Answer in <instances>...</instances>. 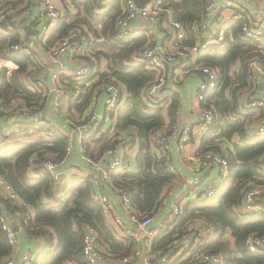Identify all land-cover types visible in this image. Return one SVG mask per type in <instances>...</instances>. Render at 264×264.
<instances>
[{
  "label": "trees",
  "instance_id": "trees-1",
  "mask_svg": "<svg viewBox=\"0 0 264 264\" xmlns=\"http://www.w3.org/2000/svg\"><path fill=\"white\" fill-rule=\"evenodd\" d=\"M24 1L26 0H0V5L2 8H17L24 4ZM102 1L72 0L74 6L83 12V18L69 24L63 19L59 28L50 36L46 47L50 49L73 27L80 25L88 26L96 38H108L103 44L96 42L94 45L98 57L106 61V70L97 77H100L104 84L116 81L125 87L127 99L118 113L113 134L105 133L99 139L88 135L87 154L94 161H98L110 149L123 146V141H127L132 135H129L131 131L136 132L139 152L135 159V171L128 169L125 162L111 175L104 190L113 193L117 191L119 195L124 192L129 194L139 216H154L166 197L167 186L177 179L176 174L169 172L165 161L159 159L152 151L151 136L163 129L165 118L162 109L146 105L142 92L155 80L156 75L143 63L136 62L133 57L135 51L146 45L147 38L140 36L120 39L116 33L115 22L121 14L120 0ZM95 6L109 10L99 16L95 13ZM164 7L171 10L174 20L184 26L187 34L186 44L194 45L195 24L201 22L204 17V1L167 0ZM97 23L103 27L95 29L94 25ZM242 23L243 20H238L226 26L225 48L214 47L199 58L200 64L217 68L219 71V89L202 104L203 107L212 106L216 114L214 127L203 137L199 153L221 151L230 162V176L219 189L217 197L184 205L183 214L176 223L156 237L151 250L153 253L162 251L164 256H169L171 263L168 264H197L196 258L203 254H221L227 264H264V255L250 254L246 247L249 237H264V216L245 220L235 211L249 187H264V169L261 166L264 163V139L250 138L247 128L250 117L241 115L237 103L238 92L248 85L250 62L257 58L264 64V40L260 44L242 40ZM16 43H19L17 31L10 37H0V54L19 67L10 77H7L6 72L3 75L0 103L10 106L15 101H22L28 106H39L42 97L29 91L21 79L32 66V62L18 53L9 51ZM239 61L242 66L237 73L234 67ZM89 81H94V78L86 83ZM63 83L72 93L70 108L72 119L77 121L74 112L84 114L89 109L95 96L96 85H78L72 79L63 80ZM170 96L172 106L169 116L173 127L177 118L179 95L173 91ZM263 117L264 113L261 112V118ZM50 131L51 138L46 142L0 151L1 175L20 199L37 212L34 217H29L27 211H23L22 218L26 238L41 240L44 243L43 252L36 259V264H86L82 254L86 226H91L99 234L109 257L120 261L134 259L136 252L142 250L141 245L131 238L122 241L117 238L102 208L92 198L93 183L89 177L72 174L57 181L49 174L40 173L38 179L29 175L31 159L35 154H38L35 165L47 160L48 154L58 155L57 161L64 159L66 155L68 137L54 128ZM121 133L127 135L123 141L117 139ZM234 135L239 136L240 141L234 143ZM224 144L232 148L222 151ZM124 150H127V146ZM34 167L39 173L38 167ZM101 189L103 190V187ZM14 208L16 207L10 201L0 198V213L3 209L12 211ZM195 221L214 226L216 236L209 243L197 247L195 253L186 260L181 261L179 257L174 261L182 248H185L180 244L183 243L184 237L191 238L192 233L187 232V229ZM228 233L234 241L233 244L227 239ZM177 240L179 242L174 250L169 251L168 246ZM10 254L11 247L0 231V263ZM185 254L187 255V251ZM132 264L140 263L137 260Z\"/></svg>",
  "mask_w": 264,
  "mask_h": 264
},
{
  "label": "built area",
  "instance_id": "built-area-1",
  "mask_svg": "<svg viewBox=\"0 0 264 264\" xmlns=\"http://www.w3.org/2000/svg\"><path fill=\"white\" fill-rule=\"evenodd\" d=\"M34 1H38L41 4L46 17V24L42 31L43 38L40 41L41 44H47L46 40L48 41L50 36L59 28L60 22L67 17V12L63 8H58L55 0ZM148 1L141 8L134 0H120L121 14L115 22L116 33L120 39H133L140 36L147 38L146 45L135 51L133 55L136 62L143 63L149 71L154 72L156 75L155 80L142 92L143 101L151 108L164 109L167 103L166 89L171 67L179 63L183 76L193 73L201 76V81L196 91V100L201 105L204 104L219 89V71L217 68L200 64L199 57L205 52H210L214 47L225 48V29L230 22L226 17H223V13L231 9L233 6L232 2L229 0L224 2L203 0L204 17L201 22L195 24L196 42L190 46L186 44L187 34L184 26L174 20L171 10H167L164 7L167 0ZM9 10L10 8H2L0 5V37H10L20 29L16 22L12 24ZM212 18L217 19L216 26L209 24ZM241 20H243L241 39L253 44L262 43L264 40V9L258 13L257 22L249 21L247 16L242 17ZM217 22H219L218 25ZM160 36L163 39L162 42L158 41L157 37ZM95 43L96 41L91 33L83 29L82 26H75L49 49V62L54 66V70L51 73L55 96L52 106L58 116L74 129L76 138L75 141L69 142L66 155L62 160L57 161L58 155L48 154V157L45 155L47 160L35 165L38 156V154H35L31 159L32 167L29 169V175L36 178L40 173L42 175L49 174L57 181H60L61 177H69L73 174V171L68 166L71 157L76 151V146H78L83 161L89 166L86 177H89L93 183V200L102 208L108 221L123 227V221L109 194L110 192L102 190L101 187L110 181V177L114 172L119 170L125 162L127 163L126 159L129 157L130 151L126 153L124 150L125 146L138 148V138L131 135L127 138V141H124L123 146L110 149L98 161H94L88 156L86 141L88 135L96 139L101 138L104 134L103 127L107 121L112 122L114 120V123H116L118 113L126 103L127 94L116 81L104 84L103 90L100 91L104 94V110L102 112L90 110L83 120L74 121L70 108L72 93L68 86L63 83V80L72 79L78 85L89 86L90 81L86 83L89 79L97 77L106 70L101 62L102 59L96 53ZM9 51L18 53L32 62V66L22 75L21 79L29 91L42 97V102L39 106H28L22 101H15L10 106H4L0 103V151L10 147L26 145L24 142L29 135L41 133L43 136L39 142L50 140L52 135L45 113V103L49 92L45 80L40 75L38 69L39 61L33 53V47L21 37L19 38V43L12 45ZM66 57L78 62L79 66L71 69L69 64L64 61ZM18 69V65L0 54V84L5 72L7 77H10ZM247 78L252 83L264 81V64L257 58L250 62ZM251 106L252 108L260 109L264 113V102L254 100L251 102ZM201 109L202 118L196 126H188L184 129L179 126L169 130L161 129L151 136L153 153L159 159L165 161L170 173L176 174V170L172 165L173 141L181 137L184 143L190 142L195 134L204 137L214 127L216 114L214 108L212 106H202ZM11 115L14 120L11 124L6 125L5 120ZM256 133L260 137L264 136V117L261 118ZM230 148L232 146L222 145V151ZM196 156L200 159V165L194 171L195 180L193 186L195 188L202 186L204 177L207 174H214V183L202 191L203 199H213L217 197L219 189L230 176V162L218 150L200 154L198 149ZM34 166L38 167L39 173ZM261 166L264 169V163ZM263 188L254 185L245 191L241 204L235 208L239 216L245 220L264 216V205H262ZM114 193L121 197L124 207L127 212L129 211V220L137 225L140 230L138 233L133 231L130 226H126L128 236L136 240L141 236L145 246V249L142 248V250L136 252L134 259H127L122 262L130 264L143 259V264L171 263L169 256H164L162 251L153 253L151 248L159 233L174 225L182 216L183 206L181 203H175L171 207V214L167 217L165 223L160 228H155L156 215L139 216L129 194L124 192L119 195L117 191H114ZM0 198L10 201L16 207L12 211L3 209L0 213V231L4 234L11 247V254L3 259L0 264H36V259L43 252L44 243L37 239H27L22 224L23 211H27L29 217H34L37 214L36 209L20 199L1 173ZM168 203L169 199L165 197L161 202L160 208L168 207ZM202 224L203 226L196 234V248L209 243L216 236V228L214 226L203 222ZM85 230L86 237L82 254L86 264H101L105 251L103 242L94 228L86 226ZM23 241L36 243L37 247L22 252ZM178 242L177 240L173 245L168 246V250L173 251ZM246 247L250 254L264 255V237H249ZM195 261H197V264H227L221 254L215 256L203 254L198 256Z\"/></svg>",
  "mask_w": 264,
  "mask_h": 264
},
{
  "label": "crops",
  "instance_id": "crops-1",
  "mask_svg": "<svg viewBox=\"0 0 264 264\" xmlns=\"http://www.w3.org/2000/svg\"><path fill=\"white\" fill-rule=\"evenodd\" d=\"M103 1H109V0H103ZM102 1V3H103ZM218 2H224L226 0H217ZM232 2L233 6L230 10H227L225 13H223V17H226L230 23L241 20L242 17H246L249 19V21L257 22L258 13L264 9V0H229ZM110 2V1H109ZM55 4L58 8H63L67 12V17L64 18L67 20L68 24L70 22H77V20H80L83 18L84 14L83 12H80V10L74 6L71 0H55ZM98 7L95 6V13L99 16L104 15L108 12L109 8L105 9H96ZM9 12L11 13V21L13 23H17L19 25V30L17 31L19 34V38L23 37L26 41L29 42L30 46L33 47V53L36 56V58L39 61L38 69L40 72L41 77L45 80V83L47 85V89L49 92L47 101L45 103V113L46 117L49 121L50 128H54L62 133H64L70 141H75L76 133L74 129L69 126L65 120L61 119L58 114L55 112L54 107L52 106V102L54 99V93H53V84L51 81V73L54 70V66L49 62L48 58V51L49 47L47 48L46 44H41V38H43V28L46 24V17L43 13V10L41 8V4L38 1L34 0H27L24 1V4L21 6L15 8H10ZM216 18H212L209 21L210 25L216 26ZM79 24V23H77ZM219 22H217V25ZM30 26L32 31H38L37 35L31 36L26 31V26ZM80 25V24H79ZM83 27V29L87 30L89 33H91L90 29L86 25H80ZM95 29H101L103 27L102 24H95ZM74 28V27H73ZM92 34V33H91ZM93 35V34H92ZM95 38V41L98 43L106 42L108 40L107 37H102L101 39ZM159 42H162V37H157ZM46 42H48L46 40ZM201 57V56H200ZM199 57V58H200ZM65 62H67L71 69H75L79 66L78 62L72 61L69 58L64 59ZM104 66L106 68V61ZM241 62L239 61L237 65L234 67L235 72H239L241 69ZM176 71V73H174ZM182 71L179 68V63L174 65V67H171V71L169 74V81H168V87L166 89V106L163 109V114L165 118V126L163 127L164 130L174 129L176 126H179L181 129H184L188 126H196L202 118V112L201 108L202 105L196 100V91L197 87L201 81V76L199 74L193 73L191 75H182ZM91 84V81L89 83V86ZM125 94H127V91L125 87H122ZM173 91L179 95V107L178 112L176 114V123L171 127V119L169 116V111L172 106V100L170 94L173 93ZM171 92V93H170ZM229 93V90L227 91V95ZM100 91H95V96L92 100V103L89 106V109L84 113L80 114L76 111L75 116L77 120H83L88 114L87 112L90 110L102 112L104 110L103 101H104V94ZM259 101L264 102V81H258V82H250L248 81V85L241 89L238 92V109L241 110V115H246L250 117L249 123H247V128L249 130L250 138L259 137V139H264L263 137L258 136V133H256V130L258 129L259 122L261 121V110L252 108L251 102L252 101ZM71 107V104H70ZM14 117L11 115L8 117V119L5 120V124L9 125L13 122ZM115 121L112 122L107 121L105 126L103 127L104 134L105 133H114V127H115ZM136 136L137 133L134 131H131L129 135ZM43 135L41 133L29 135L27 137V140L24 142V144H37L40 143L39 140ZM125 133H121L118 136V140L123 141L124 138H126ZM233 142L240 141L239 136L234 135ZM203 137L195 134L193 138L190 140V142L184 143L183 139L179 137V139H176L173 141L172 147H173V153H172V165L176 170L177 179L167 186L165 194L167 195L169 199L168 207L160 208V210L156 213V219H155V228H160L165 221L167 220V217L171 214V207L174 206L175 203L180 202L182 206L188 204V203H201L205 199L202 198L203 192L205 189H207L209 186H211L214 183V174H207L204 177V181L202 182V186L195 188L193 186V182L195 180V169L200 165V159L196 156L197 150L202 145ZM124 143V141H123ZM122 144V142H121ZM129 153V157L127 158V165L128 169L130 168L132 171H135V159L139 152V145L137 147L129 148L127 147L126 153ZM69 169L73 171V175H82L86 177V173L89 169V166L83 161L82 155L78 149V146H76V151L74 155L71 157V161L69 163ZM36 178L38 179L39 176L37 175ZM103 185V190H104ZM170 192V193H169ZM111 198L113 199L115 206L118 209L119 215L123 221V227L117 226L110 221H108L110 227L112 228L113 232L117 236L119 240H130L131 237L127 234V227L130 226V228L133 229L135 232H140L137 225L133 224L129 220V211L127 212V209L124 207L121 197L117 194L110 192L109 193ZM262 205H264V200ZM197 222V223H196ZM196 229H192L191 226L189 231L192 233V238H189L188 236L184 237L183 243L181 242V246L184 245L185 248H182V250L177 255V258H174V261L177 260L184 252L187 251V256H190L191 251H196V234L197 231L200 230V228L203 226L201 221H195ZM199 228V229H198ZM187 229V230H188ZM132 239V238H131ZM227 239L231 241L233 244V240L230 237V234H227ZM133 241H137L143 249H145L142 237L140 236L137 240L133 239ZM36 243L23 241L21 251L25 252L27 249H34L36 248ZM136 247V245H135ZM104 256L101 260V264H126L123 263L120 260L113 259L107 255L106 247L104 246ZM183 251V253H182ZM138 262L140 264H143V259H139ZM132 264V263H130Z\"/></svg>",
  "mask_w": 264,
  "mask_h": 264
},
{
  "label": "rangeland",
  "instance_id": "rangeland-1",
  "mask_svg": "<svg viewBox=\"0 0 264 264\" xmlns=\"http://www.w3.org/2000/svg\"><path fill=\"white\" fill-rule=\"evenodd\" d=\"M94 37V36H93ZM94 40H95V38H94ZM104 42H102V44H103ZM55 45V44H54ZM53 45V46H54ZM102 63H105L104 62V60L102 59V61H101ZM104 65V64H103ZM94 86V85H96V90H98V91H102L103 90V88H104V82H103V80L100 78V77H95L94 78V81H91V84H90V86ZM89 86V87H90ZM89 87H88V89H89ZM92 147H94V145H92ZM260 187H263V186H260ZM263 190H264V188H263ZM170 193V192H169ZM166 197H167V195H166ZM263 200H264V196H263ZM197 223V222H196ZM196 223H191L190 224V226H191V228L192 229H196V227H198L197 225H196ZM190 228V227H189ZM199 229V228H198ZM189 231H191L190 229H188L187 230V232H189ZM182 253H183V251H182ZM186 252H184L180 257H181V261H184V260H186L187 258H189L190 256H192V254L193 253H195V251H191L190 253V256H187L186 254H185Z\"/></svg>",
  "mask_w": 264,
  "mask_h": 264
},
{
  "label": "water",
  "instance_id": "water-1",
  "mask_svg": "<svg viewBox=\"0 0 264 264\" xmlns=\"http://www.w3.org/2000/svg\"><path fill=\"white\" fill-rule=\"evenodd\" d=\"M139 7H144L149 1H143V0H134ZM26 31L29 33V35L34 36L38 34V31H32L30 26H26Z\"/></svg>",
  "mask_w": 264,
  "mask_h": 264
}]
</instances>
